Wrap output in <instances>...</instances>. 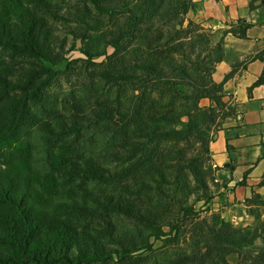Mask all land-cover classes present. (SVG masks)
I'll use <instances>...</instances> for the list:
<instances>
[{
	"label": "trees",
	"instance_id": "trees-1",
	"mask_svg": "<svg viewBox=\"0 0 264 264\" xmlns=\"http://www.w3.org/2000/svg\"><path fill=\"white\" fill-rule=\"evenodd\" d=\"M82 1L117 18L112 0ZM49 7L48 0H0V264H135L138 248L152 250L150 238L163 235L161 222L169 230L168 245H179V236L189 238V252L170 264H230L229 255L238 257L237 264H264L260 214H251L254 222L246 227L233 226L220 215L199 219L192 206H181L173 219L157 217L165 200L154 196L167 180L164 170L155 167L158 143L192 133L209 156L206 141L237 112L227 105L222 122L217 121V107L228 104L222 84L212 79L222 51L206 29L186 20L193 0L127 2L108 41L115 66L103 76L129 98L122 108L76 111L69 119L39 111L46 98L42 79L52 77L44 63L61 60L53 47ZM164 28L172 32L166 39ZM248 28L241 21L226 33L244 39ZM154 32L156 41L143 44ZM16 58L30 61L24 77L12 75ZM34 62L39 69H33ZM262 82L263 77L257 84ZM179 86L215 106L199 108L193 96L180 94ZM165 96L190 102L191 110L183 115L190 120L182 128L181 114L162 109L159 101ZM83 128L121 140V150L106 156L120 163L117 169H105L93 155L68 151L69 135ZM90 182L111 189L99 192ZM213 197L206 193L202 200L207 204ZM252 200L264 205L259 197ZM113 217L128 221L138 233L118 230Z\"/></svg>",
	"mask_w": 264,
	"mask_h": 264
},
{
	"label": "rangeland",
	"instance_id": "rangeland-1",
	"mask_svg": "<svg viewBox=\"0 0 264 264\" xmlns=\"http://www.w3.org/2000/svg\"><path fill=\"white\" fill-rule=\"evenodd\" d=\"M112 1L114 2L113 7L117 10L116 19L99 14L91 3L82 0H48L50 3L48 19L53 33V47L61 60L54 65L44 63L46 68L51 69L52 77L42 79L46 86V98L44 102H39V111L43 116H52L59 112L66 119H69L70 113L76 111L87 112L116 106L122 108L126 104L129 96L107 83L104 78L106 74L112 72V68L115 66L109 60L112 50L108 46V41L115 31L116 21L122 22V7L130 0ZM186 20H190L188 15H186ZM185 25H187V21ZM152 28L154 30V26ZM162 31L164 39L172 34L168 28H164ZM140 35L142 36V32ZM145 39L143 44L147 41H156L157 33H151ZM5 59L8 63L12 61L10 58ZM14 63L12 75L17 78L24 77L22 74L29 69L30 61L24 58H16ZM32 67L39 69L37 62H34ZM178 89L181 95L193 96L197 100L199 108L215 106L212 101L199 98L198 93L189 87L179 86ZM17 93L16 95H20L19 92ZM182 96L177 100H171L169 96H165L159 101L162 109L175 111L182 115L179 128L189 122L190 118L183 115L191 110L190 102L184 100ZM227 105L229 104L217 107L218 122L228 112L227 108L230 105ZM69 136L70 139L66 143L67 146H70L68 151H77L82 155H93L108 170H115L119 167L120 163L109 161L106 156L110 151L121 150L119 149L122 144L121 140L91 128H83L78 135L70 134ZM210 138L208 143L206 141L207 147L212 140V137ZM158 145L153 155L156 162L155 167L157 170H164L167 178L164 181L166 184L162 190H159L158 196H154V198L161 197L165 200L162 211L157 214L158 219L166 220L167 217L173 219L181 206H192L199 213V219H210L212 215H220L222 219L229 222L222 216L225 213L223 208L225 206L221 202L218 201V211H214L212 200L207 204H204L202 200L206 193L218 195L219 190L214 180L215 168L210 157L206 154V147L203 146L202 139L192 133H187L158 143ZM89 184L91 188L99 192L111 189L109 186L105 188L92 182ZM142 199L144 200V197ZM252 201L246 200L245 204L250 207L247 211L254 216L263 214L264 205L260 206ZM112 221L120 231L138 233L131 223L122 218L113 217ZM164 223L161 222L163 231L161 238H150L149 240L152 250L140 247L135 252L133 255L135 264H170L183 251L188 250L189 252L187 247L189 244L188 235L179 236L180 243L177 246L167 244L169 230L164 226L166 225ZM174 236L175 234H173ZM227 260L230 264H235V262L237 263V256L230 255Z\"/></svg>",
	"mask_w": 264,
	"mask_h": 264
},
{
	"label": "crops",
	"instance_id": "crops-1",
	"mask_svg": "<svg viewBox=\"0 0 264 264\" xmlns=\"http://www.w3.org/2000/svg\"><path fill=\"white\" fill-rule=\"evenodd\" d=\"M187 15L211 34L213 43H220L222 61L212 79L222 84L224 102L237 108L208 145L219 188L212 206L218 211L221 202L222 216L246 227L254 222L246 200L259 197L264 202V0H193ZM241 21L249 25L246 38L226 33ZM261 77L263 82L257 84Z\"/></svg>",
	"mask_w": 264,
	"mask_h": 264
},
{
	"label": "built area",
	"instance_id": "built-area-1",
	"mask_svg": "<svg viewBox=\"0 0 264 264\" xmlns=\"http://www.w3.org/2000/svg\"><path fill=\"white\" fill-rule=\"evenodd\" d=\"M214 168H215V166H214Z\"/></svg>",
	"mask_w": 264,
	"mask_h": 264
}]
</instances>
